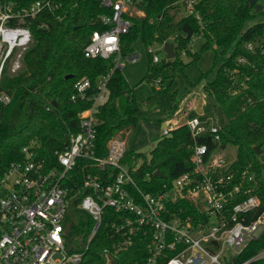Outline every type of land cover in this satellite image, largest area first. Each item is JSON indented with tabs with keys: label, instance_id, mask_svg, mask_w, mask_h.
Instances as JSON below:
<instances>
[{
	"label": "trees",
	"instance_id": "1",
	"mask_svg": "<svg viewBox=\"0 0 264 264\" xmlns=\"http://www.w3.org/2000/svg\"><path fill=\"white\" fill-rule=\"evenodd\" d=\"M32 0H18L21 6ZM61 3V9L46 13L35 19H24L29 28L31 43L21 59V68L11 74L4 69L0 78V92L9 102H0V172L8 165L23 159L21 149L36 143L39 158H51L54 151H62L69 134L78 131V115L92 104L96 81L111 72L107 83L108 97L94 114L96 130V157L106 156V144L112 138L124 141V135L133 131L139 121L133 88L115 67L114 57L109 59L86 58L83 49L93 31L100 30L99 16L105 12L99 0H51ZM139 9L141 16H134L127 34L120 37V57L125 60L134 53L133 44L139 40L148 47L152 43H171L174 57L158 62L148 54L146 73L142 80L153 86L165 70L172 77L188 65L196 63L207 50L220 49L212 62L214 78L206 81L203 90L221 107L226 124L220 127L219 140L210 136L192 138L184 124L173 128L168 135H161L148 154L133 150L125 144L122 164L128 166L136 186L145 193H166V208L171 214L193 224L205 223L207 217L198 203L177 196L174 181L182 174H190L193 167L189 161L194 144H206L211 150L232 147L233 158L226 156L228 165L219 174H232L236 182L246 172L253 174V181L242 184L239 195L230 202L233 205L254 195L260 201L259 209L249 215L255 218L264 211V173L259 157L253 148L264 145V23H256L246 30L243 25L262 13H254L246 0H197L196 9L200 24L191 16L179 17L182 8L179 0H143ZM60 16V19L59 17ZM45 22L46 27H41ZM202 39L198 52H192L191 38ZM260 41L255 51L246 44ZM227 54V55H226ZM226 55V56H225ZM187 58V61L183 60ZM243 61L240 62L239 60ZM70 76L65 78V76ZM82 78L91 83L87 97L72 101L74 85ZM76 167L75 184L82 180L81 166ZM159 172L162 176H155ZM249 191V192H247ZM174 199H170L172 197ZM100 227L92 239L81 264H140L148 256V230H142L132 238V244L116 254L107 263L103 250L111 249L115 233L109 226L116 214L105 210ZM90 217L80 210L72 211L67 247L77 251L85 242L92 227ZM264 230L238 253L232 264H264ZM171 254L168 253V256ZM161 257L156 264H164Z\"/></svg>",
	"mask_w": 264,
	"mask_h": 264
},
{
	"label": "built area",
	"instance_id": "2",
	"mask_svg": "<svg viewBox=\"0 0 264 264\" xmlns=\"http://www.w3.org/2000/svg\"><path fill=\"white\" fill-rule=\"evenodd\" d=\"M99 1L105 9L99 16L101 29L91 33L83 54L91 59L114 57L115 67L122 69L120 37L129 32L131 19L142 15L139 6L143 0ZM179 3L182 17L191 16L201 26L197 0ZM60 9L61 3L51 0H32L24 6L18 0H0V78L7 66L11 74L21 68L22 56L31 43L30 30L23 20ZM46 26L45 22L41 24ZM197 40L198 36H193L191 43ZM259 47L260 41L246 44L252 52ZM146 52L152 55L153 62L159 61L151 47ZM138 58L133 53L126 60L134 63ZM110 75L111 72L97 79L92 104L79 113L78 131L69 134L62 151H54L51 158H39L38 145L32 142L21 149L22 160L10 163L0 172V264H81L103 217L108 220L106 209L116 214L115 220L106 223L115 233L111 249L103 250L107 263L132 244L134 235L146 229L150 231L148 256L140 264H156L161 257L166 258L164 264H224V247L236 250L237 255L264 230V211L249 219L259 209L258 197L250 195L230 205L243 182L253 181L254 175L243 172L232 182V174H219L229 163L224 154L226 148L210 150L206 144H194L189 157L193 170L180 175L174 188L178 197L200 204L207 221L193 224L189 217L182 219L171 214L166 208V193H145L136 186L128 166L121 163L125 152L122 140L110 139L106 156L94 155V114L107 100ZM90 88L88 79H80L70 99H85ZM0 102L7 104L9 97L0 92ZM184 125L192 138L210 136L213 142L219 140L220 128H206L198 118H191ZM173 128L168 125L161 135H168ZM260 150L258 157L264 173V145ZM80 162L84 163L80 169L85 172L77 186L75 169ZM74 209L88 215L93 224L81 247L69 251L67 241Z\"/></svg>",
	"mask_w": 264,
	"mask_h": 264
},
{
	"label": "rangeland",
	"instance_id": "3",
	"mask_svg": "<svg viewBox=\"0 0 264 264\" xmlns=\"http://www.w3.org/2000/svg\"><path fill=\"white\" fill-rule=\"evenodd\" d=\"M257 3L262 6V13L246 21L243 30L256 23H264V0H258ZM181 16V13L177 14V18ZM202 43V39L191 43L192 52H198ZM148 47L156 51L159 61L166 59L162 44L152 43ZM133 48L134 54L139 56L138 60L134 63L129 62L128 59L120 61L123 67L122 75L133 88L139 117L135 129L124 135L123 142L127 147L148 154L160 138L163 128L168 124L180 126L191 118H198L206 128H220L226 124L227 120L221 107L203 90L206 81L214 78L213 57L216 53H220V49L205 51L196 63L188 65L174 77L170 69L165 70L163 78L159 77L151 86L142 80L147 68V47L137 40ZM183 60L187 61V58L183 57ZM224 154L233 158L235 150L226 147ZM235 255L236 250L224 247L221 261L230 264ZM257 257H264V251Z\"/></svg>",
	"mask_w": 264,
	"mask_h": 264
},
{
	"label": "water",
	"instance_id": "4",
	"mask_svg": "<svg viewBox=\"0 0 264 264\" xmlns=\"http://www.w3.org/2000/svg\"><path fill=\"white\" fill-rule=\"evenodd\" d=\"M246 1L248 2L249 6L254 9V13H258L259 11L262 10V6L257 3L258 0H246ZM163 50L165 52L166 59H172L174 57L173 45L171 43L169 42L165 43L163 45ZM69 77L70 76L68 75L65 76L66 79ZM253 150L255 155L257 156L260 155L261 153L260 146H255ZM154 175L160 177L162 176L159 172H154Z\"/></svg>",
	"mask_w": 264,
	"mask_h": 264
},
{
	"label": "crops",
	"instance_id": "5",
	"mask_svg": "<svg viewBox=\"0 0 264 264\" xmlns=\"http://www.w3.org/2000/svg\"><path fill=\"white\" fill-rule=\"evenodd\" d=\"M169 125V124H168ZM175 127V126H174Z\"/></svg>",
	"mask_w": 264,
	"mask_h": 264
}]
</instances>
